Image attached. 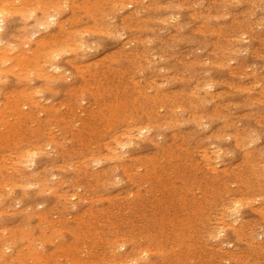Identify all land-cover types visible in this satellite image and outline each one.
<instances>
[{"label": "rangeland", "instance_id": "1", "mask_svg": "<svg viewBox=\"0 0 264 264\" xmlns=\"http://www.w3.org/2000/svg\"><path fill=\"white\" fill-rule=\"evenodd\" d=\"M7 1L12 4L13 10L17 9V11L8 13L10 16L5 14L4 38L10 44L16 45V47L12 46L13 48L20 49H18L19 51L12 50L13 54L21 53L24 49L28 51L31 48L30 52H28L30 55L31 50L37 48V41L35 42L34 40L51 39L48 42L54 47L51 48V45H46L48 42L45 40L46 46L42 49V52H40L41 49L38 50L40 52L39 55L42 56H39L38 59L32 57L36 59V62L39 60L37 64L35 61L33 63L37 66H33L30 69L40 68L44 72L48 68L46 71L49 69L50 71L44 72L48 74L54 70L51 69V65H56L59 66L60 70H55L56 79L54 75H50L54 71L49 73V77L46 76L49 79H46V77L43 79L46 74H42V76L39 73L40 71L37 72L36 70H33V73L31 72L34 75L38 73L35 77L31 76L32 79L24 74L26 79L23 73H20L22 69L14 67L16 63V60H13L14 58L6 61L4 63L6 65L0 64V80L3 81L0 83V103L4 104L0 106V113H3V115L0 114V172H2L0 173V181L3 184L6 183V185H3L0 182V190L2 189L0 191L2 192L0 193V205L6 210L3 211L4 213L0 210V213H2L0 214V264H29V262H33L30 264H74V262L75 264H108L109 261H111L109 264H161V262L162 264H264V0H134L133 6L126 5L127 3L125 2L127 0H104L106 1L105 3L102 0H64L63 2L66 1L65 6L60 3L61 0H35L37 2L34 0ZM41 1H44L43 5L45 7L41 6ZM50 1L53 5L49 3ZM95 1H99L98 5L101 4L102 6L104 4V6H107L105 7L106 9L99 7L98 9L101 10H99L101 13L97 12L98 9L96 7L98 5ZM47 2V5L52 8L50 11H53L52 13L56 16L58 24L55 22L53 25H57L52 26L51 24L44 31L42 27L40 29L39 26L34 25L35 16L29 15L27 12L28 17H32L28 18L25 12V15H22L21 9L25 7L29 9L32 6L33 9L38 8L37 11L39 12L43 7L48 8L45 4ZM89 2H95L92 4L95 8L94 10H96L95 14L92 13L93 9H90L92 5L88 4ZM26 3L30 7H27ZM72 3L75 5H72ZM77 3L78 6H76ZM151 4H153V7ZM15 5L18 6L16 7ZM69 5H72V7L70 8ZM53 6L58 8V12H54L57 9L53 8ZM114 6L117 11L114 10ZM156 6L159 8H156ZM66 7L67 11L64 10ZM75 8H78L77 11H73ZM103 11H106L104 13H108V15H105ZM133 11H136V13ZM72 14L74 18H72ZM125 16L126 20L129 17L128 22L131 20L130 24L124 23L122 20H125ZM136 16L138 18L135 19ZM75 17L78 18V21L81 18V22H76L74 20ZM99 17H104V19L102 18V20ZM108 17H111L112 20L110 18L107 19ZM105 19L109 21L108 24L104 22ZM25 20L27 21L26 23ZM63 21L66 23H63ZM73 23L76 24L73 25ZM61 24L64 27L66 26L65 29H63ZM177 24L181 27L177 26ZM137 26L138 28H136ZM29 27H31L32 32L38 33L40 37L37 36V39L31 38L33 33L30 31L31 35L28 33L27 28ZM33 27H39V29H33ZM96 27L100 28L96 30ZM94 28L95 33H93ZM77 29L78 31L80 29L81 34H73L78 32ZM122 29H124V32ZM72 30L74 31L72 32ZM70 32L76 36H72ZM105 32L110 33L108 35ZM58 33H63V37L73 38L72 43L74 41H83L85 45H79V42H77L76 44L78 45H75L77 47L71 46V39L66 40ZM67 33L70 37L66 35ZM174 33L177 35H173ZM57 34L63 40L56 37L55 35ZM79 34L82 36L78 37ZM235 36L238 39H235ZM82 37L84 38L83 40ZM23 38H27L26 40L32 39L33 42L31 40L28 46V43L26 44ZM131 39L133 40L132 43L130 42ZM137 39H144L147 44ZM26 45L28 48L25 47ZM60 45H65V49L68 50L67 53H70L67 54L66 50L60 48ZM93 45L94 48L92 50ZM79 46L80 48H78ZM85 46L88 49L91 47V51ZM50 49H53V51L57 49L61 52H59L57 60L55 58L51 60L53 55L49 57L50 54L45 53L47 50L52 52ZM70 49H73L75 54ZM138 50L140 54H138ZM11 53L7 54L12 57L13 54L11 55ZM37 55L35 53L30 56ZM44 55L45 58L43 57ZM108 59L110 60L108 61ZM146 59L148 60L146 61ZM42 61L45 62L43 63ZM72 62L76 64L72 65ZM204 62H207L206 65H203L205 64ZM44 65L47 67L43 68L42 66ZM4 66L6 67L4 68ZM12 67L14 69L10 71ZM171 68L173 69L171 70ZM17 70H20V72ZM34 71L36 72L34 73ZM19 73L20 76L17 77L16 75ZM78 73H81L80 76ZM140 73L142 76H139ZM27 74L31 75L30 71ZM158 74L161 75L159 76L160 78H156ZM63 75L68 79H65ZM219 78L223 79L220 80ZM238 78L241 80H238ZM23 80L25 83L21 84L20 81L24 82ZM163 83H166V86ZM48 86L50 87L48 88ZM188 87L190 88L188 89ZM245 87L248 91L245 90ZM26 89H28L27 93ZM52 89L55 90L52 91ZM14 90H16L15 93ZM23 90L25 91L23 92ZM31 90L34 92L32 93ZM64 91L67 93H64ZM225 91L229 96L225 95ZM53 92L56 93L54 94ZM11 93L12 96H7L11 95ZM23 95L30 97L26 96L30 102L26 98L27 101L24 100ZM31 95L37 97L34 99L32 97V100ZM6 96L9 97V100ZM219 98L223 99L219 100ZM36 99L40 100V103L42 101L43 104L41 103L40 105L39 102H37L38 105L36 102L32 103L34 100L37 101ZM228 101L232 104H229ZM56 102L60 104H56ZM26 103L28 107L20 105ZM20 106H22L21 109ZM22 108H25L24 110L26 111ZM15 110L19 112H15ZM44 114H47V116ZM24 118L29 121L24 122ZM47 122L48 124H46ZM143 123L150 126H145ZM54 125L56 128H53L55 129L53 132L50 127ZM138 125H141V128L144 125L149 131L144 132L140 136L139 130L141 128L140 126L137 127ZM126 126L130 127V132L129 130L126 131ZM135 126L137 128H134ZM167 129L170 130L167 131ZM158 130L159 132H157ZM114 133H116L115 135L118 134V136L113 135ZM122 133H124L125 138ZM138 133L139 139H136ZM133 134L134 136L132 137L131 135ZM51 135L53 136L51 137ZM42 136L44 137L42 138ZM116 137L118 139L121 138V140ZM33 142L35 146L32 145ZM103 142L105 145L107 143L108 145L110 144L109 146L111 147L107 145L109 147L107 148ZM121 142L126 143L127 146ZM41 143L44 145L42 148ZM36 146H39L40 149ZM115 147L117 152L113 151ZM201 147L202 149H200ZM204 147L205 149L207 148L205 151ZM112 148L114 149L112 150ZM20 149L21 151H26L25 154L29 152L33 156L34 165L30 162V158H22L26 155H21ZM41 149L46 153L41 152ZM246 150L249 154L245 153ZM3 151H6L4 152L5 154L10 153L8 155H13L14 157H9L11 158L9 159L7 158L8 156H3ZM203 153L205 154L202 155ZM106 154L114 156H107ZM123 154L128 155L125 156ZM15 155H18L17 157L23 161L20 159L19 162ZM97 155L101 162L98 160ZM104 155L106 156L104 157ZM96 156L97 158H94ZM15 158L18 160L15 161ZM86 158L89 159V162ZM81 159L82 161L80 162ZM204 160L207 161V164ZM16 162L20 164L18 165ZM25 162L27 164L24 165ZM209 162L211 163L209 164ZM216 162L217 164L215 165ZM16 164L19 167L18 169L17 167L15 168ZM61 164L63 166H60ZM208 165L213 166L215 168H213L214 171L213 169L211 171V168L207 167ZM3 166L8 167L3 169L1 168ZM9 166H13V168ZM62 179L63 181H61ZM17 180L18 184H16ZM19 182L22 184L27 182L28 187L23 185L27 189L23 188L21 183L20 188ZM34 183L37 184L35 185ZM55 183L57 185L60 183L61 185L57 186ZM7 184L12 186L7 188ZM40 184L44 186V189L42 186L40 187ZM121 185L124 187H121ZM9 191L14 194H10ZM44 193L46 194L43 195ZM58 194L63 196H58ZM67 194L68 196L66 197ZM64 195L66 199H64ZM233 197L239 201H236ZM225 199L228 200L226 201ZM221 203L226 205V207ZM222 206L225 209L227 206L231 207V211L228 208L226 209L228 211L225 210V212L222 210ZM233 207H235L236 212L233 211ZM220 213L222 216L226 215L227 218L222 217ZM220 219L222 220L220 221ZM225 219L226 221L224 222ZM236 221L238 222L236 223ZM227 222H230V224ZM220 227L224 229V232L217 237L216 231L218 232V230L216 228L220 229ZM67 231L71 233L68 234ZM7 238L10 242L9 247L7 246L9 243ZM118 238L122 239L121 244ZM111 239L115 241L113 242ZM69 240L71 241L69 242ZM236 240L237 242H235ZM31 241L33 242L31 243ZM19 243L23 244V246H20ZM28 243H31V245ZM217 244L223 246H220V248ZM4 247L9 250L3 249ZM112 247L115 248L112 249ZM110 248L111 250H109ZM143 248V253L146 256L142 253ZM30 249H33L34 252H31ZM50 249L53 250L50 251ZM150 249L153 250L151 251L152 253L149 252ZM17 250H20V252ZM40 253L42 257H40ZM68 255L69 257H67ZM31 257H33V261ZM36 257L41 260L39 259L38 261ZM43 258L46 260H42ZM18 259L23 260V262Z\"/></svg>", "mask_w": 264, "mask_h": 264}, {"label": "bare ground", "instance_id": "2", "mask_svg": "<svg viewBox=\"0 0 264 264\" xmlns=\"http://www.w3.org/2000/svg\"><path fill=\"white\" fill-rule=\"evenodd\" d=\"M13 1H18V0H12L11 2H13ZM34 1H35V0H34ZM37 1H40V0H37ZM37 1H35V2H37ZM51 1H52V0H51ZM51 1H50L49 3H51ZM54 1H55V0H54ZM63 1H64V0H61V2H60V1H58V2H60L61 4H63V6H65L64 4H65L66 1H65V2H63ZM102 1H104V0H102ZM136 1H137V0H136ZM231 1H232V0H231ZM41 2H42V5H41V6H44V7H45V5H43V4H44V3H43L44 1H41ZM41 2H40V3H41ZM45 2H46V1H45ZM62 2H63V3H62ZM83 2H84V1H83ZM86 2H87V1H86ZM95 2L97 3V5L99 4V3H98L99 1H98V2L95 1ZM95 2H92V3L89 2L88 4H91V5H92V4L95 3ZM105 2H106V1H104V3H105ZM112 2H113V1H112ZM120 2H121V1H120ZM183 2H184V1H183ZM183 2H182V3H183ZM242 2H244V1H242ZM38 3H39V2H38ZM38 3H37V4H38ZM73 3H74V2H73ZM73 3H72V5H75V4H73ZM81 3H82V2H81ZM81 3H80V5H82ZM100 3H101V2H100ZM114 3H115V2H114ZM122 3H123V1H122ZM125 3H127L126 5H128V6H133V4H134V0H127V2H125ZM125 3H123V4H125ZM139 3H140V1H139ZM141 3H143V2H141ZM154 3H155V2H154ZM170 3H171V2H170ZM186 3H187V2H186ZM186 3H184V4H186ZM45 4L47 5L48 2L45 3ZM51 4H52V3H51ZM58 4H59V3H58ZM61 4H60V5H61ZM66 4H67V3H66ZM88 4H86V5H88ZM115 4H117V3H115ZM119 4H120V3H119ZM123 4H121V5L124 6ZM144 4H145V3H144ZM158 4H159V3H158ZM179 4H180V3H179ZM224 4H225V3H224ZM224 4H223V5H224ZM13 5H14V4H13ZM22 5H23V4H22ZM24 5H25V4H24ZM26 5H27V7H30V6H28L29 4L26 3ZM26 5H25V6H26ZM38 5H39V4H38ZM52 5H53V4H52ZM72 5H69L70 8L72 7ZM112 5H114V4H112ZM142 5H143V4H142ZM149 5H150V4H149ZM166 5H167V4H166ZM168 5H169V4H168ZM180 5H181V4H180ZM228 5H229V4H228ZM15 6L17 7L18 5H15ZM25 6H23V7H25ZM39 6H40V5H39ZM47 6H48V8H44V7H43V9H41V8H42V7H41V8H40L41 10H40L39 12L37 11L38 8H37V9H33L32 6H31V8H29V9H27L26 7H25V8H22V9H21V12H23L22 15H25V13L27 14V12H28L29 15H33V16H35V18L33 17V18H34V23H35L34 25H35V26H39L40 29H41V25H43L42 28H43L44 31H45V29L49 28V26H50L51 24H52V26H55V25L58 24V21H56V16L52 13L53 11H52V12L50 11L52 8H50V5H47ZM54 6H55V5H54ZM54 6H53V8H56V9H57V11L54 9V10H55L54 12L56 13V12H58V8H57V7H54ZM69 6H67V7L69 8ZM76 6H78V3H77ZM76 6H75V7H76ZM82 6H83V5H82ZM115 6H116V5H115ZM115 6H114V10H115ZM146 6H147V5H146ZM151 6L153 7V4H151ZM154 6H155V5H154ZM173 6H174V5H173ZM183 6H184V5H183ZM183 6H182V7H183ZM225 6H226V5H225ZM231 6H232V5H231ZM51 7H52V6H51ZM67 7H66V9H64V10L67 11ZM83 7L85 8V6H83ZM88 7H91V6L88 5ZM99 7H100V8H101V7L105 8V7H107V6H104V4H102V6H101V4H100V5H98V7H96V8L98 9ZM125 7H126V6H125ZM125 7H124V8H125ZM149 7H150V6H149ZM161 7H162V6H161ZM161 7H160V8H161ZM165 7H166V6H165ZM221 7H222V6H221ZM251 7H252V6H251ZM64 8H65V7H64ZM79 8H80V7H79ZM84 8H83V9H84ZM116 8H118V7H116ZM147 8H148V7H147ZM150 8H151V7H150ZM156 8H159V7L156 6ZM179 8H181V7H179ZM72 9H73V8H72ZM77 9H78V8H75L73 11H77ZM90 9H93V10H94L95 8H94V6L92 5V8H90ZM105 9H106V8H105ZM118 9H120V8H118ZM250 9H251V8H250ZM93 10H92V13H94V12L96 11V10H94V11H93ZM99 10H100V9H98L97 12H100V11H101V10H100V11H99ZM11 11H17V9H14V10H13L12 4H10L7 0H0V12H3V13H4V16H3V20H4L3 31H0V64H4L6 61L12 60L11 58H14L13 60H16V63L14 64V67H19L20 69H22L21 72H20V70H19V71L17 70V71L20 72V73H23V76H24L25 78H26L27 75H28L27 77H30V78H31V76H34V77H35V75L38 74V73H36L35 75L32 74V73H33V70H36L37 72L40 71L39 73H40L41 75H42V74H46L48 71H50V69H49L48 71H46V70L48 69V68H47V69L45 70L46 73H44L45 71L43 72V69H40V68H37V69H36V68H34L33 70H31L30 68H32L33 66H37V65H34V64H33L34 61H35L36 59H33L32 57H34V58L36 57V58L38 59L39 56H42V55H39V54H40V52H42V49H43L46 45H49V46L51 45V48L54 47V46H52V44H51L50 42H48L49 40L51 41V39H49V40L45 39V40H47V42L49 43V44L47 43L46 45H45V40H44V39H43V40H34L35 42L37 41V42H36V46H37V48H36V49L33 48L34 51L31 50V51H32L31 54H35V53H36V54H38L37 56H30L31 54L29 55L28 52H30V49H31V48H29L28 51H26L25 49H24V51L21 50V51H22V52L20 51L21 53L18 52V53H16V54L14 55V54H13L14 52H12V50H13V51H14V50H15V51H19L20 49L18 48V49H19V50H18V49L13 48L12 46H15V47H16V45H14V44H13V45L10 44V43H9L8 41H6V39L4 38V36H5V35H4V30H5V14L9 15L8 13H11ZM80 11H81V10H80ZM82 11H83V10H82ZM86 11H88V10H86ZM108 11H109V10H108ZM115 11H117V10H115ZM115 11H114V12H115ZM119 11H120V10H119ZM247 11H248V10H247ZM24 12H25V13H24ZM83 12H85V11H83ZM88 12H89V11H88ZM104 12L106 13V11H103V13H104ZM111 12L113 13V11H111ZM133 12H134V11H133ZM15 13H16V12H15ZM17 13H19V12H17ZM85 13H86V12H85ZM100 13H101V12H100ZM105 13H104V14H105ZM115 13H116V12H115ZM134 13H136V11H135ZM138 13H139V12H138ZM19 14H20V13H19ZM28 14H27V17H28ZM57 14H58V13H57ZM94 14H95V13H94ZM131 14H132V13H131ZM14 15H15V14H14ZM20 15H21V14H20ZM97 15H98V14H97ZM105 15H108V13L105 14ZM9 16H10V15H9ZM9 16H8V17H9ZM76 16H77V15H76ZM84 16H86V15H84ZM87 16L90 17L89 15H87ZM111 16H112V15H111ZM126 16H127V15H126ZM126 16H125V20H124V19H122V20L124 21V23H125V22L129 23L131 20L128 22L129 17H128V19L126 20ZM131 16H133V15H131ZM69 17H70V16H69ZM28 18H32V17L29 16ZM72 18H74V15H73V14H72ZM72 18H71V19H72ZM90 18H91V17H90ZM94 18H95V16H94ZM96 18H97V17H96ZM99 18H101V19L103 18V19H104V17H99ZM109 18L111 19V17H108L107 19H109ZM136 18H138V17L136 16L135 19H136ZM140 18H141V17H140ZM168 18H169V17H168ZM177 18H178V17H177ZM200 18H201V17H200ZM223 18H224V17H223ZM230 18H231V17H230ZM80 19H81V18H80ZM80 19H79V21L81 22ZM97 19H98V18H97ZM103 19H102V20H103ZM107 19H105L104 22H107V24H108L109 21H107ZM158 19H159V18H158ZM166 19H167V17H166ZM67 20H68V19H67ZM74 20L77 22V21H78V18L75 17ZM91 20H93V19H91ZM111 20H112V19H111ZM151 20H152V19H151ZM79 21H78V22H79ZM97 21L99 22V19H98ZM114 21H115V20H114ZM133 21H135V20H133ZM146 21H147V20H146ZM146 21H144V22H146ZM153 21H154V20H153ZM156 21H157V20H156ZM163 21L166 22L165 20H163ZM171 21H172V19H171ZM203 21H204V20H203ZM26 22H27V21L25 20V23H26ZM55 22H57V24L53 25ZM64 22H65V21H63V23H64ZM70 22H71V21H70ZM84 22H85V21H84ZM98 22H97V23H98ZM100 22H103V21H100ZM140 22H141V21H140ZM168 22H170V21H168ZM168 22H167V23H168ZM59 23H60V21H59ZM65 23H66V22H65ZM114 23H115V22H114ZM133 23H135V22H133ZM136 23H137V22H136ZM204 23H205V22H204ZM74 24H76V23H73V25H74ZM77 24H79V23H77ZM95 24H96V23H95ZM129 24H130V23H129ZM131 24H132V23H131ZM165 24H166V23H165ZM59 25H60V24H59ZM70 25H71V24H70ZM73 25H71V26H73ZM92 25H93V24H92ZM96 25H97V24H96ZM96 25H95V26H96ZM103 25L106 26V24H104V23H103ZM103 25H102V26H103ZM111 25H112V24H111ZM111 25H110V26H111ZM133 25H134V24H133ZM141 25H144V24H141ZM25 26H26V25H25ZM61 26H62V24H61ZM97 26H98V25H97ZM102 26H101V27H102ZM127 26H128V25H127ZM134 26H135V25H134ZM138 26H140V25H138ZM138 26H137L136 28H138ZM177 26H180V25L177 24ZM200 26H201V25H200ZM26 27H27V26H26ZM26 27H24V28L26 29ZM39 27H36V28L39 29ZM62 27H63V29H65L66 26L64 27V25H63ZM89 27H90V25H89ZM128 27H130V26H128ZM180 27H181V26H180ZM198 27H199V25H198ZM30 28H31V27L27 28V30H28V33H29L30 35H31V33H33L32 36H31V38L34 37L35 39H37L38 33H36V32H32ZM36 28L33 27V29H36ZM85 28H86V27H85ZM97 28H98V27H96V30H97ZM99 28H100V27H99ZM99 28H98V29H99ZM139 28H141V27H139ZM142 28H143V27H142ZM175 28H176V27H175ZM178 28H179V27H178ZM199 28H200V27H199ZM43 29H42V30H43ZM61 29H62V28H61ZM82 29H84V28L82 27ZM82 29H81V31H82ZM107 29H108V27H107ZM110 29H112V28H110ZM116 29H117V28H116ZM149 29H150V28H149ZM152 29H154V28H152ZM68 30H69V28H68ZM68 30H67V31H68ZM101 30H102V29H101ZM104 30L106 31V29H104ZM112 30H113V29H112ZM122 30H123V32H124V29H122ZM147 30H148V29H147ZM177 30H178V29H177ZM29 31H30L31 33H30ZM62 31H63V30H62ZM62 31H61V32H62ZM73 31H74V30H72V32H73ZM77 31H78V29H77ZM77 31H75V32H77ZM83 31H84V30H83ZM86 31H87V30H86ZM94 31H95V28L93 29V33H95ZM107 31H109V30H107ZM114 31L117 32L116 30H114ZM114 31H113V32H114ZM142 31H143V30H142ZM151 31H152V30H151ZM153 31H155V30H153ZM61 32H60V33H61ZM63 32H64V31H63ZM65 32H66V31H65ZM88 32H89V31H88ZM90 32H91V30H90ZM99 32H100V31H99ZM99 32H98V33H99ZM115 32H114V33H115ZM144 32H145V31H144ZM60 33H58V34H60ZM78 33L81 34L80 29H79V31H78L77 33H73V34H78ZM83 33H84V32H83ZM83 33H82V35H83ZM96 33H97V32H96ZM103 33H104V32H103ZM105 33H108V32H105ZM109 33H110V32H109ZM109 33H108V35H109ZM114 33H113V34H114ZM117 33H118V32H117ZM58 34L55 35V36L58 37L59 39L63 37V36H62L63 33L60 34L62 37H61V36L59 37ZM70 34H72V33L70 32ZM73 34H72V36H76V35H73ZM80 34H79L78 37H81V36H82V35H80ZM179 34H180V33H179ZM181 34H182V33H181ZM24 35H25V34H24ZM53 35H54V34H53ZM66 35H68V33H67ZM66 35L64 34V36H66ZM86 35H87V33H86ZM140 35H142V34H140ZM173 35H175V33H174ZM176 35H177V34H176ZM176 35H175V36H176ZM205 35H207V34H205ZM241 35H243V34H241ZM68 36H69V35H68ZM83 36H84V35H83ZM113 36H114V35H113ZM184 36H185V34H184ZM184 36H182V37H184ZM211 36H212V35H211ZM214 36H215V35H214ZM19 37H20V36H19ZM19 37H18V38H19ZM27 37H28V36H27ZM38 37H40V36H38ZM41 37H42V36H41ZM52 37H53V36H52ZM52 37H50V38H52ZM56 37H54V38H56ZM69 37H70V36H69ZM119 37H120V36H119ZM121 37H122V36H121ZM242 37H243V36H242ZM21 38H22V37H21ZM29 38H30V37H29ZM63 38H66V37H63ZM63 38H62V40H63ZM123 38H124V37H123ZM139 38H141V37L139 36ZM229 38H230V37H229ZM231 38H232V37H231ZM244 38H246V37H244ZM23 39H25V38H23ZM26 39H27V38H26ZM26 39H25L26 44L28 43L27 45L29 46V45H30L29 42H31L32 39H31V40L28 39V40H30V41H28V40H26ZM67 39L69 40V39H71V38H66V40H67ZM72 39H73V38H72ZM72 39H71L70 43H72ZM74 39H75V38H74ZM83 39H84V38L82 37V40H83ZM132 39H133V38H132ZM132 39H131V40H132ZM141 39H142V38H141ZM141 39H137V40H141ZM147 39H148V38H147ZM157 39H158V38H157ZM175 39H176V38H175ZM182 39H183V38H182ZM235 39H238V37L236 38V36H235ZM239 39H241V38L239 37ZM247 39H248V38H247ZM60 40H61V39H60ZM66 40L64 39V41H66ZM76 40H77V38H76ZM131 40H130V42L132 43L134 39H133L132 41H131ZM151 40H152V39H151ZM153 40H154V39H153ZM155 40H156V39H155ZM205 40H206V39H205ZM242 40H243V39H242ZM85 41H86V40H85ZM127 41H129V40H127ZM143 41H144V39L141 40V42H143ZM160 41H161V40H160ZM234 41H235V40H234ZM234 41H233V42H234ZM243 41H244V40H243ZM252 41H253V40H252ZM32 42H33V40H32ZM77 42H79V41H77ZM77 42L74 41L73 43H75V44L72 43L71 46H72V45H73V46L78 45V44H76ZM144 42H145L144 44H147L146 41H144ZM161 42H162V41H161ZM163 42H164V41H163ZM23 43H24V42H23ZM61 43H62V41H61ZM61 43H60V44H61ZM67 43H69V42H67ZM67 43H65V44H67ZM86 43H87V42H86ZM126 43H127V42H126ZM149 43H150V42H149ZM202 43H203V42H202ZM55 44H56V41H55ZM62 44H64V43H62ZM80 44H81V45H85V43H84L83 41L79 42V45H80ZM87 44H88V43H87ZM124 44H125V42H124ZM203 44H204V43H203ZM206 44H207V43H206ZM206 44H205V45H206ZM208 44H209V43H208ZM27 45H26L25 47L28 48ZM53 45H54V44H53ZM88 45H89V44H88ZM127 45H128V44H127ZM142 45H143V44H142ZM205 45H204V46H205ZM209 45H210V44H209ZM251 45H252V44H251ZM57 46H58V45H57ZM60 46H61V45H60ZM63 46H64V48H63ZM63 46H61L60 48H62V50H63V49L66 50V49H65V48H66L65 45H63ZM67 46H68V45H67ZM86 46H87V45H86ZM86 46H85V47H86ZM89 46H90V45H89ZM131 46H132V45H131ZM171 46H172V45H171ZM199 46H200V45H199ZM204 46H203V47H204ZM247 46H248V45H247ZM18 47H19V46H18ZM75 47H77V46H75ZM83 47H84V46H83ZM98 47H99V46H98ZM121 47H123V46H121ZM172 47H173V46H172ZM213 47H214V46H213ZM235 47H236V46H235ZM235 47H234V48H235ZM238 47H239V45H238ZM238 47H236V48H238ZM243 47H244V46H243ZM72 48H73V47H72ZM78 48H80V46H79ZM86 48H87V47H86ZM90 48H91V47H90ZM90 48H89V49L87 48V49L90 50ZM93 48H94V45H93V47H92V50H93ZM40 49H41V50H40ZM57 49H59V48H57ZM57 49H56V50H57ZM67 49H68V48H67ZM73 49H75V48H73ZM73 49H70V50L72 51V53H74V52H73ZM76 49H77V48H76ZM81 49H82V48H81ZM83 49H85V48H83ZM87 49H86V50H87ZM38 50H40V52H39ZM50 50H52V52L47 50V52H49V53H47V52H45V53L48 54V55L50 54L49 57H51V56L53 55V56L51 57V60H52L53 58H55V59L57 60L58 54H59V52L62 51V50H60V49H59L60 51H59V50L56 51L55 49H54L55 51H53V49H50ZM120 50H121V49H120ZM136 50H137V48H136ZM136 50H134V51H136ZM143 50H144V52H145V48H144ZM150 50H151V49H150ZM150 50H149V51H150ZM166 50H167V49H166ZM168 50H169V49H168ZM212 50H213V49H212ZM230 50H231V49H230ZM233 50H236V49H233ZM233 50H232V52H233ZM44 51H46V50H44ZM67 51H68V50H66L65 52L67 53ZM82 51L85 52L84 50H82ZM82 51H81V52H82ZM90 51H91V50H90ZM153 51H154V50H153ZM9 52H10V53L12 52V53H11V55L13 54L12 57H10V55L7 54V53H9ZM26 52H27V53H26ZM62 52H63V51H62ZM81 52H79V53H81ZM113 52H114V51H113ZM122 52H123V51H122ZM137 52H139L138 54H140V51H139V50H138ZM170 52H171V51H170ZM235 52H237V51H235ZM238 52H239V51H238ZM43 53H44V52H43ZM43 53H42V54H43ZM51 53H52V54H51ZM60 53H61V52H60ZM63 53H64V52H63ZM68 53H70V52H68ZM68 53H67V54H68ZM133 53H136V52H133ZM147 53H148V52H147ZM74 54H75V53H74ZM114 54H115V52H114ZM150 54H151V53H150ZM164 54H165V53H164ZM171 54H172V53H171ZM176 54H177V53H176ZM211 54H212V52H211ZM8 55H9V56H8ZM60 55H61V54H60ZM77 55H78V54H77ZM82 55H84V54L82 53ZM106 55H107V54H106ZM108 55H109V54H108ZM122 55H123V53H122ZM131 55H133V54H131ZM145 55H146V54H145ZM161 55H162V54H161ZM62 56H64V55L62 54ZM129 56H130V55H129ZM141 56H142V55H141ZM179 56H180V55H179ZM195 56H196V55H195ZM43 57L45 58V55H44ZM49 57H48V58H49ZM78 57H79V56H78ZM84 57H85V56H84ZM107 57H108V56H107ZM135 57H136V56H135ZM142 57H143V56H142ZM142 57H140V58H142ZM146 57H147V55H146ZM153 57H155V56H153ZM156 57H157V56H156ZM163 57H164V56H163ZM180 57H181V56H180ZM197 57H198V56H197ZM41 58H42V57H41ZM41 58H40V59H41ZM80 58H81V57H80ZM117 58H118V57H117ZM136 58H137V57H136ZM147 58H148V57H147ZM198 58H199V57H198ZM238 58H239V57H238ZM46 59H47V56H46ZM49 59H50V58H49ZM103 59H104V58H103ZM142 59H143V58H142ZM142 59H141V60H142ZM162 59H163V58H162ZM56 60H55V61H56ZM67 60H68V59H67ZM67 60H66V61H67ZM75 60H76V59H75ZM104 60H105V59H104ZM109 60H110V59H108V61H109ZM121 60H123V59H121ZM137 60H138V58H137ZM147 60H148V59H146V61H147ZM203 60H204V58H203ZM203 60H202V63H203ZM205 60H206V59H205ZM208 60H209V57H208ZM214 60H215V59H214ZM229 60H230V59H229ZM38 61H39V60H38ZM38 61H37V62H38ZM40 61H41V60H40ZM45 61H46V60H45ZM45 61H42V62L44 63ZM47 61H48V59H47ZM47 61H46V62H47ZM55 61H53V62H55ZM95 61H96V60H95ZM127 61H128V60H127ZM178 61H179V60H178ZM211 61H212V60H211ZM223 61H224V60H223ZM227 61H228V60H227ZM247 61H248V59H247ZM35 62H36V61H35ZM37 62H36V64H37ZM48 62H49V61H48ZM48 62H47V63H48ZM51 62H52V61H51ZM75 62H77V61H75ZM96 62H97V61H96ZM96 62H95V63H96ZM119 62H120V61H119ZM128 62H129V61H128ZM140 62H141V61H140ZM176 62H177V60H176ZM176 62H175V63H176ZM208 62H209V61H208ZM47 63H45V64H47ZM69 63H70V62H69ZM95 63H93V64H95ZM110 63H111V62H110ZM141 63H142V62H141ZM151 63H152V62H151ZM177 63H178V62H177ZM180 63H181V62H180ZM204 63H205V64H203V65H206L207 62H204ZM224 63H225V62H224ZM229 63H230V62H229ZM73 64H76V63H73V62H72V65H73ZM88 64L91 65L92 62H91V64H90V63H88ZM88 64H87V65H88ZM131 64H132V63H131ZM143 64H144V63H143ZM146 64H147V63H146ZM186 64H187V63H186ZM186 64H185V65H186ZM4 65H6V64H4ZM42 65H43V64H42ZM48 65H51V64H48ZM98 65H99V64H98ZM116 65L119 66L118 64H116ZM121 65H122V64H121ZM188 65H189V63H188ZM7 66H8V64H7ZM9 66H10V65H9ZM38 66H39V65H38ZM51 66H52L51 69H54V70H52V72H53V71H54V72H53V74H50V75H54V74H56L55 70H56V71H59V70H60L59 66H56V65H51ZM80 66L82 67V65H80ZM80 66H79V67H80ZM85 66H86V64H85ZM113 66H114V65H113ZM129 66H130V65H129ZM131 66H132V65H131ZM150 66H152V65H150ZM153 66H154V65H153ZM201 66H202V65H201ZM208 66H209V65H208ZM248 66H249V64H248ZM5 67H6V66H4V68H5ZM10 67H11V66H10ZM39 67H40V66H39ZM42 67H43V68H46L47 66L44 65V66H42ZM75 67H76V65H75ZM87 67H88V66H87ZM173 67H174V66H173ZM187 67H188V66H187ZM189 67H190V66H189ZM195 67H196V66H195ZM199 67H200V66H199ZM216 67H217V66H216ZM77 68H78V66H77ZM77 68H76V70H77ZM82 68H83V67H82ZM122 68H124V67H122ZM174 68H175V67H174ZM190 68H191V67H190ZM0 69H1V67H0ZM2 69H3V68H2ZM7 69H8V68H7ZM13 69H14V68L12 67V69H10V71H12ZM17 69H18V68H17ZM78 69H79V68H78ZM87 69H88V68H87ZM162 69H163V68H162ZM172 69H173V68H171V70H172ZM23 70H24L25 73L22 72ZM89 70H90V69H89ZM140 70H141V69H140ZM165 70H167V69L165 68ZM179 70H180V69H179ZM195 70H196V68H195ZM4 71H5V70H4ZM6 71H7V70H6ZM29 71H30V74H31V75L27 74ZM36 71H34V73H35ZM79 71H80V70H79ZM142 71H144V70L142 69ZM161 71H163V70H161ZM167 71H168V70H167ZM169 71H170V70H169ZM173 71H174V70H173ZM173 71H172V72H173ZM196 71H197V70H196ZM203 71H204V70H203ZM205 71H206V70H205ZM207 71H208V70H207ZM231 71H232V70H231ZM233 71H235V70H233ZM7 72H8V71H7ZM31 72H32V73H31ZM52 72H49V73H52ZM60 72H61V71H60ZM85 72H86V70H85ZM106 72H107V71H106ZM118 72H119V71H118ZM140 72H141V71H140ZM180 72H181V71H180ZM210 72H212V71H210ZM228 72H230V71H228ZM20 73H19L18 75H16V76H17V77L20 76ZM49 73L46 74V75H44V76L42 75V76H43V79H44V77H46V76L49 77V76H48ZM63 73H66V72H63ZM88 73H89V72H88ZM167 73H168V72H167ZM233 73H234V72H233ZM3 74H4V73H3ZM24 74H26V76H25ZM69 74H70V73H69ZM78 74H79V76H80L81 73H78ZM185 74H187V73H185ZM205 74H206V73H205ZM230 74L232 75V73H230ZM21 75H22V74H21ZM61 75H62V74H61ZM87 75H88V74H87ZM87 75H86V76H87ZM96 75H98V74H96ZM125 75H126V74H125ZM137 75H138V74H137ZM238 75H240V74H238ZM56 76H57V75H56ZM56 76L54 75L55 79L57 78ZM64 76H65V75H63V77H64ZM66 76H67V75H66ZM128 76H129V75H128ZM139 76H142L141 73H140ZM157 76H158V77H156V78H160L159 76H161V75L158 74ZM37 77L39 78L38 75H37ZM47 77H46V79H49V78H47ZM67 77H68V76H67ZM87 77H88V76H87ZM110 77H111V76H110ZM137 77H138V76H137ZM144 77H145V76H144ZM186 77H187V76H186ZM51 78H52V77H51ZM58 78H59V77H58ZM64 78H65V77H64ZM74 78H75V76H74ZM152 78H153V77H152ZM166 78H167V77H166ZM228 78H229V77H228ZM5 79H6V74H5ZM26 79H27V78H26ZM31 79H32V78H31ZM40 79H41V78H40ZM53 79H54V78H53ZM55 79H54V80H55ZM65 79H68V78H65ZM81 79H83V78H81ZM100 79H101V77H100ZM116 79H117V78H116ZM161 79H162V78H161ZM219 79L222 80L223 78H222V79L219 78ZM3 80H4V79H3ZM7 80H8V79H7ZM7 80H6V81H7ZM35 80H36V79H35ZM50 80H51V79H50ZM54 80H53V81H54ZM59 80H61V79H59ZM83 80H84V79H83ZM92 80H93V79H92ZM92 80H91V81H92ZM118 80H119V79H118ZM123 80L126 81L124 78H123ZM135 80H136V79H135ZM135 80H134V81H135ZM157 80H158V79H157ZM238 80H241V79L238 78ZM23 81H24V80H23ZM32 81H33V80H32ZM53 81H51V82H53ZM64 81H65V80H64ZM93 81H94V80H93ZM150 81H151V80H150ZM233 81H234V80H233ZM1 82H3V81L0 80V83H1ZM20 82H21V84H22V83H25V81H24V82L20 81ZM20 82H19V83H20ZM28 82H29V81H28ZM51 82H50V83H51ZM68 82H69V81H68ZM84 82H85V81H84ZM111 82H112V81H111ZM111 82H110V83H111ZM135 82H136V81H135ZM155 82H156V81H155ZM171 82H172V81H171ZM174 82H175V81H174ZM179 82H180V81H179ZM185 82H186V81H185ZM189 82H190V81H189ZM237 82H238V81H237ZM237 82H236V83H237ZM48 83H49V82H48ZM70 83H71V82H70ZM92 83H94V82H92ZM112 83H113V82H112ZM117 83H118V82H117ZM129 83H130V82H129ZM152 83H153V81H152ZM172 83H173V82H172ZM181 83H183V82H181ZM186 83H187V82H186ZM220 83H221V82H220ZM142 84H143V83H142ZM161 84H162V83H161ZM163 84H164V83H163ZM165 84H166V83H165ZM165 84H164V85H165ZM168 84H169V83H168ZM187 84H188V83H187ZM190 84H191V82H190ZM27 85H28V84H27ZM49 85H50V84H49ZM130 85H131V84H130ZM195 85H196V84H195ZM228 85H229V84H228ZM30 86H31V85H30ZM41 86H42V85H41ZM51 86H52V84H51ZM82 86H83V85H82ZM154 86H155V85H154ZM165 86H166V85H165ZM204 86H205V85H204ZM226 86H227V85H226ZM243 86H244V85H243ZM243 86H242V87H243ZM44 87H46V86H44ZM49 87H50V86H48V88H49ZM155 87H156V86H155ZM169 87H170V85H169ZM229 87H230V86H229ZM27 88L30 90L29 87H27ZM39 88H40V86H39ZM39 88H38V90L41 89V88H40V89H39ZM69 88H71V87H69ZM120 88H121V87H120ZM129 88L132 89L131 87H129ZM163 88H164V86H163ZM184 88H185V87H184ZM189 88H190V87H188V89H189ZM192 88H193V87H192ZM199 88H200V87H199ZM201 88H205V87H201ZM208 88H209V87H208ZM245 88H246V87H245ZM28 89H26V93H27V90H28ZM31 89H32V86H31ZM45 89H46V88H45ZM71 89H72V88H71ZM167 89H168V88H167ZM167 89H166V90H167ZM186 89H187V88H186ZM195 89H196V88H195ZM212 89H213V88H212ZM231 89H232V88H231ZM17 90H19V89H17ZM20 90H21V89H20ZM46 90H47V89H46ZM48 90H49V89H48ZM54 90H55V89H52V91H54ZM150 90H151V89H150ZM150 90H149V91H150ZM166 90H165V91H166ZM169 90H170V89H169ZM171 90H172V89H171ZM181 90H182V89H181ZM233 90H234V89H233ZM245 90L248 91L247 88H246ZM0 91H1V90H0ZM12 91H13V90H12ZM15 91H16V90H14V93H15ZM24 91H25V90H23V92H24ZM31 91H32V93L34 92L33 90H31ZM52 91H50V92H52ZM65 91H66V90H65ZM65 91H64V93L69 92L68 90H67V92H65ZM115 91H116V90H115ZM187 91H188V90H187ZM189 91H190V90H189ZM193 91H194V90H193ZM239 91H240V90H239ZM56 92H57V91H56ZM56 92H55V93H56ZM90 92H91V91H90ZM101 92H102V91H101ZM153 92H154V91H153ZM199 92H201V91L199 90ZM225 92H226V91H225ZM2 93H4V92H2ZM8 93H9V92H8ZM14 93H13V94H14ZM20 93H21V92H20ZM41 93H42V92H41ZM41 93H40V94H41ZM53 93H54V92H53ZM55 93H54V94H55ZM151 93H152V92H151ZM154 93H155V92H154ZM34 94H35V93H34ZM83 94H84V93H83ZM90 94H91V93H90ZM119 94H120V92H119ZM215 94H216V93H215ZM28 95H29V94H28ZM73 95H74V94H73ZM216 95H217V94H216ZM223 95H224V94H223ZM225 95L227 96L228 93L226 92ZM245 95H246V94H245ZM7 96H12V93H11V95H7ZM7 96H6V98H8V100H9V97H7ZM21 96H22V95H21ZM23 96H24V95H23ZM26 96H27V95H26ZM26 96H24V100L27 99ZM29 96H30V95H29ZM35 96H36V95H35ZM40 96H41V95H40ZM106 96H107V95H106ZM106 96H105V97H106ZM228 96H229V95H228ZM231 96H232V95H231ZM246 96H247V95H246ZM246 96H245V97H246ZM27 97H28V96H27ZM32 97H33V99H34V98H36L37 96L34 97V95H33V96L31 95V99H32ZM38 97H39V96H38ZM120 97H121V96H120ZM206 97H207V96H206ZM215 97H216V96H215ZM10 98H11V97H10ZM14 98H15V96H14ZM18 98H20V97H18ZM25 98H26V99H25ZM28 98H30V97H28ZM44 98H45V97H44ZM65 98H67V97H65ZM70 98H71V96H70ZM97 98H98V96H97ZM112 98H113V97H112ZM193 98H194V97H193ZM208 98H209V97H208ZM229 98H230V97H229ZM11 99H12V98H11ZM21 99H23V98L21 97ZM33 99H32V100H33ZM39 99H40V97H39ZM71 99H72V98H71ZM213 99H214V98H213ZM220 99H221V98H219V100H220ZM222 99H223V98H222ZM222 99H221V100H222ZM27 100H28V99H27ZM27 100H26V101H27ZM36 100H37V99H36ZM41 100H42V98H41ZM46 100H47V99H46ZM72 100H73V99H72ZM82 100H84V98H82ZM105 100H106V99H105ZM28 101H29V100H28ZM42 101H43V100H42ZM42 101H41L42 104H43V102L46 103L45 101H43V102H42ZM49 101H51V100H49ZM58 101H59V100H58ZM86 101L88 102V100H86ZM100 101H101V100H100ZM29 102H30V101H29ZM34 102H36V103L39 102V104L41 105L40 100H37V101L34 100V101H32V103H34ZM110 102H111V101H110ZM219 102H220V101H219ZM228 102H229V101H228ZM238 102H240V101H238ZM241 102H242V101H241ZM24 103H25V102H24ZM36 103H35V104H36ZM54 103H55V102H54ZM57 103H59V102H56V104H57ZM80 103H81V102H80ZM89 103H90V102H89ZM107 103H109V102L107 101ZM225 103H226V102H225ZM2 104H3V103H2ZM2 104L0 103V106H2ZM52 104H53V103H52ZM56 104H55V105H56ZM59 104H60V103H59ZM229 104H232V103L229 102ZM3 105H4V104H3ZM17 105H18V104H17ZM20 105H23V106L28 107V104H27V103H26V104H20ZM37 105H38V103H37ZM240 105H242V104H240ZM5 106H6V104H5ZM12 106H13V105H12ZM223 106H224V105H223ZM237 106H238V105H237ZM21 107H22V106H20V109H21ZM29 107H30V106H29ZM96 107H97V106H96ZM173 107H174V106H173ZM177 107H178V106H177ZM177 107H176V108H177ZM5 108H6V107H5ZM56 108H57V107H56ZM178 108H179V107H178ZM178 108H177V109H178ZM247 108H249V107H247ZM22 109H23V108H22ZM24 109H25V108H24ZM24 109H23V110H24ZM39 109H40V106H39ZM60 109H61V108H60ZM165 109H166V108H165ZM172 109H173V110H176L175 108H172ZM252 109H253V108H252ZM7 110H8V109H7ZM28 110H29V109H28ZM61 110H62V109H61ZM63 110H64V109H63ZM159 110H161V109H159ZM163 110H164V109H163ZM166 110H167V109H166ZM209 110H210V109H209ZM248 110H249V109H248ZM8 111L10 112V110H8ZM24 111H26V110H24ZM32 111H33V110H32ZM37 111H38V110H37ZM67 111H68V110H67ZM69 111H70V110H69ZM105 111H106V110H105ZM119 111H120V110H119ZM182 111H183V110H182ZM182 111H181V112H182ZM15 112H19V111H18V110H17V111L15 110ZM65 112H66V111H65ZM107 112H108V111H107ZM138 112H139V111H138ZM164 112H165V110H164ZM167 112H168V111H167ZM169 112H170V111H169ZM178 112H179V111H178ZM186 112H187V111H186ZM248 112H250V111H248ZM11 113H12V112H11ZM11 113H9V114H11ZM34 113H35V111H34ZM40 113H41V112H40ZM42 113H43V112H42ZM63 113H64V112H63ZM67 113H68V112H67ZM95 113H96V112H95ZM179 113H180V112H179ZM205 113H206V112H205ZM245 113H246V112H245ZM251 113H252V112H251ZM0 114H1V113H0ZM35 114H36V113H35ZM38 114H39V113H38ZM96 114H97V113H96ZM139 114H140V113H139ZM181 114H183V113H181ZM187 114H188V113H187ZM1 115H3V113H2ZM18 115H19V114H18ZM21 115H23V114H21ZM21 115H20V116H21ZM40 115H41V114H40ZM44 115H45V114H44ZM70 115H71V114H70ZM240 115H241V114H240ZM16 116H17V115H16ZM20 116H19V117H20ZM45 116H47V114H46ZM45 116H44V117H45ZM57 116H58V115H57ZM60 116H61V115H60ZM248 116H249V115H248ZM36 117L39 118L40 116H36ZM69 117H70V116H69ZM71 117H72V116H71ZM234 117H235V116H234ZM3 118H4V117H3ZM51 118H52V117H51ZM51 118H50V119H51ZM65 118H66V117H65ZM144 118H145V116H144ZM235 118H236V117H235ZM238 118H239V117H238ZM10 119H11V117H10ZM52 119H54V118H52ZM208 119H209V118H208ZM244 119H245V118H244ZM23 120H24V122L27 121L26 118H24ZM12 121H14V120H12ZM28 121H29V120H28ZM28 121H27V122H28ZM52 121H54V120H52ZM52 121H51V122H52ZM58 121H60V120H58ZM129 121H130V120H129ZM146 121H147V119H146ZM202 121H203V120H202ZM212 121H213V120H212ZM4 122H5V121H4ZM69 122H70V121H69ZM210 122H211V121H210ZM220 122H221V121H220ZM1 123H3V122H1ZM33 123H34V121H33ZM33 123H31V124H33ZM59 123H60V122H59ZM72 123H73V122H72ZM99 123H100V122H99ZM102 123H103V122H102ZM117 123H118V122H117ZM147 123H149V122H147ZM193 123H194V122H193ZM202 123H203V122H202ZM213 123H214V122H213ZM46 124H48V122H47ZM133 124H134V123H133ZM133 124H132V125H133ZM140 124H142V123H140ZM143 124H144V123H143ZM184 124H185V123H184ZM25 125H26V124H25ZM25 125H24V126H25ZM36 125H37V124H36ZM38 125H39V124H38ZM63 125H64V124H63ZM119 125H120V124H119ZM144 125H145V124H144ZM144 125H143L142 128H141V125H138V126H137V127L140 126V128H141V129L139 130V132H140V136H141V134H143L144 132H146V131L148 132V131H149L146 127H144ZM22 126H23V125H22ZM46 126H47V125H46ZM104 126H105V125H104ZM130 126H131V125H130ZM145 126H150V125H145ZM184 126H185V125H184ZM217 126H218V125H217ZM36 127H37V126H36ZM49 127H50V126H49ZM66 127H67V126H66ZM66 127H65V128H66ZM119 127H120V126H119ZM119 127H118V128H119ZM127 127H128V126H126V131L130 129V127H128V128H127ZM132 127H133V126H132ZM132 127H131V128H132ZM137 127L135 126L134 128H137ZM182 127H183V126H182ZM13 128H14V127H13ZM13 128H12V129H13ZM46 128H48V127H46ZM50 128H51V129L53 130V132H54L55 129H53V128H56V127H55V125H54L53 127L51 126ZM108 128H109V127H108ZM177 128H178V127H177ZM2 129H3V128H2ZM57 129H58V128H57ZM105 129H106V128H105ZM199 129H200V128H199ZM199 129H198V130H199ZM42 130H43V129H42ZM46 130H47V129H46ZM59 130H60V128H59ZM134 130H136V129H134ZM134 130H133V131H134ZM168 130H170V129H167V131H168ZM192 130H193V129H192ZM200 130H201V129H200ZM0 131H1V130H0ZM49 131H51V130L49 129ZM108 131H109V130H108ZM119 131H120V130H119ZM122 131H123V130H122ZM124 131H125V130H124ZM126 131H125V133L127 134ZM131 131H132V130H131ZM136 131H137V130H136ZM177 131H178V130H177ZM232 131H233V130H232ZM232 131H231V132H232ZM6 132H8V131H6ZM26 132H27V131H26ZM51 132H52V131H51ZM58 132H59V131H58ZM109 132H110V131H109ZM113 132H114V131H113ZM117 132H118V130H117ZM129 132H130V130H129ZM134 132H135V131H134ZM157 132H159V130H158ZM226 132H228V131H226ZM231 132H230V133H231ZM27 133H29V132H27ZM48 133H50V132H48ZM110 133H111V132H110ZM136 133H137V132H136ZM197 133H198V132H197ZM3 134H5V133H3ZM29 134H30V133H29ZM115 134H116V133H114L113 135H115ZM148 134H149V133H148ZM163 134H164V133H163ZM171 134H172V133H171ZM202 134H204V133H202ZM24 135H25V134H24ZM27 135H28V134H27ZM36 135H37V134H36ZM44 135H45V134H44ZM48 135H49V134H48ZM127 135H129V134H127ZM150 135H151V134H150ZM230 135H231V134H230ZM258 135H259V134H258ZM0 136H1V134H0ZM25 136H26V135H25ZM45 136H46V135H45ZM52 136H53V135H51V137H52ZM54 136H55V134H54ZM111 136H112V134H111ZM115 136H118V134L115 135ZM115 136H114V137H115ZM122 136H124V138H125L124 133H122ZM122 136H121V137H122ZM131 136L133 137L134 134L131 135ZM131 136H130V138H131ZM137 136H138V137H136V135H135L136 139H139V133L137 134ZM9 137H10V136H9ZM11 137H12V136H11ZM43 137H44V136H42V138H43ZM127 137H128V136H127ZM127 137H126V139H127ZM101 138H102V137H101ZM101 138H100V139H101ZM116 138H117V137H116ZM116 138H115V139H116ZM155 138H156V137H155ZM164 138H165V137H164ZM253 138H254V137H253ZM260 138H261V137H260ZM100 139H99V140H100ZM103 139H104V138H103ZM109 139H110V138H109ZM109 139H108V140H109ZM117 139H118V138H117ZM131 139H132V138H131ZM148 139H149V138H148ZM165 139H166V138H165ZM112 140L114 141V139H112ZM118 140H121V138L118 139ZM128 140H129V139H128ZM155 140H156V139H155ZM33 141H34V140H33ZM47 141H48V140H47ZM53 141H54V140H53ZM56 141H57V140H56ZM106 141H107V140H106ZM131 141H132V140H131ZM145 141H146V140H145ZM159 141H160V140H159ZM189 141H190V140H189ZM233 141H235V140H233ZM10 142H11V141H10ZM40 142H41V141H40ZM116 142H118V141H116ZM116 142H115V143H116ZM148 142H151V141H148ZM166 142H167V141H166ZM171 142H172V141H171ZM179 142H180V141H179ZM191 142H192V141H191ZM35 143H36V141H35ZM35 143L33 142L32 145H34ZM50 143H51V142H50ZM115 143H113V144H115ZM118 143H120V142H118ZM121 143H123V142H121ZM205 143H206V142H205ZM215 143H216V142H215ZM221 143H222V142H221ZM237 143H238V142H237ZM23 144H24V143H23ZM23 144H22V145H23ZM41 144H42V145H41V148L44 147L43 143H41ZM45 144H47V143H45ZM51 144H52V143H51ZM103 144L105 145L104 142H103ZM123 144H124V143H123ZM125 144H126V143H125ZM125 144H124V145H125ZM130 144H131V143H130ZM192 144H193V143H192ZM233 144H234V143H233ZM26 145H27V144H26ZM26 145H24V146H26ZM36 145H37V144H36ZM48 145H49V144H48ZM53 145H54V144H53ZM107 145H108V143H107ZM107 145H105L107 148L111 147V146H109L110 144L108 145L109 147H108ZM124 145H122V146H124ZM137 145H138V144H137ZM220 145H221V144H220ZM20 146H21V145H20ZM28 146H29V145H28ZM34 146H35V145H34ZM39 146H40V144H39ZM39 146H36V147L38 148ZM58 146H59V145H58ZM126 146H127V144H126ZM135 146H136V145H135ZM209 146H210V145H209ZM212 146H213V144H212ZM235 146H236V145H235ZM21 147H22V146H21ZM48 147H49V146H48ZM155 147H156V146H155ZM202 147H203V146H202ZM202 147H201L200 149H202ZM220 147H221V146H220ZM3 148H5V147H3ZM34 148H35V147H34ZM45 148H46V147H45ZM45 148H44V149H45ZM101 148H102V147H101ZM123 148H124V147H123ZM123 148H122V149H123ZM137 148H138V147H137ZM21 149H23V148H21ZM21 149H20V151H21ZM29 149H30V148H29ZM39 149H40V147H39ZM113 149H114V148H112V150H113ZM118 149H119V148H118ZM174 149H175V148H174ZM197 149H198V148H197ZM200 149H199V150H200ZM203 149H204V151H205L207 148L205 149V147H204ZM8 150H9V149H8ZM30 150H31V149H30ZM32 150H33V149H32ZM107 150H108V149H107ZM109 150L112 151L111 149H109ZM158 150H159V149H158ZM160 150H161V149H160ZM208 150H209V149H208ZM229 150H230V149H229ZM13 151H15V150H13ZM17 151H18V149H17ZM22 151H23V152H22ZM22 151H21V153H20V152H19V153H20L21 155H26V156H24V157H22V158H25V157L30 158V159H31L30 162H31L32 164L35 163L34 160H33V159H34L33 156H31L29 152H27V153L25 154L26 151H24V150H22ZM39 151H40V150H39ZM39 151H38V152H39ZM101 151H102V150H101ZM113 151H116V152H117L116 147H115V150H113ZM220 151H221V150H220ZM220 151H219V152H220ZM233 151H234V150H233ZM4 152H6V151H3V153H4ZM10 152H11V150H10ZM36 152H37V151H36ZM41 152L44 153V150L41 149ZM126 152H127V151H126ZM194 152H195V151H194ZM244 152H245V151H244ZM19 153H17V154H19ZM22 153H23V154H22ZM45 153H46V152H45ZM45 153H44V154H45ZM113 153H115V152H113ZM199 153H200V152H199ZM205 153H206V152H205ZM205 153H203L202 155H204ZM245 153H248L247 150H246ZM8 154H10V153H8ZM8 154H5V153H4L3 156L6 155V156H8L7 158L13 156V155L11 156V155H8ZM100 154H102V153H100ZM103 154H105V153H103ZM211 154H212V153H211ZM243 154H244V153H243ZM248 154H249V153H248ZM35 155H36V154H35ZM93 155H95V154H93ZM98 155H99V154H98ZM98 155H97V156H98ZM106 155L108 156V155H112V154H106ZM106 155H104V157H105ZM123 155H125V154H123ZM126 155H128V154H126ZM126 155H125V156H126ZM206 155H207V154H206ZM3 156H2V157H3ZM17 156H18V155H17ZM17 156L15 155V157H17ZM36 156H37V155H36ZM39 156H40V155H39ZM85 156H86V155H85ZM97 156L94 157V158H97ZM101 156H102V155H101ZM112 156H114V155H112ZM129 156H130V154H129ZM137 156H138V155H137ZM137 156H136V157H137ZM207 156H208V155H207ZM207 156H206V157H207ZM214 156H215V155H214ZM2 157H1V158H2ZM13 157H14V156H13ZM87 157H88V155H87ZM121 157H122V156H121ZM17 158L19 159V162H20V159H21V158H19V157H17ZM32 158H33V159H32ZM83 158H84V157H83ZM83 158H82V159H83ZM132 158H133V157H132ZM134 158H135V157H134ZM223 158H224V157H223ZM223 158H222V160H223ZM9 159H11V158H9ZM18 159H17V160H18ZM82 159L80 160V162L82 161ZM86 159H88V158H86ZM86 159H85V161H87ZM102 159H103V158H102ZM112 159H113V158H112ZM211 159H212V156H211ZM214 159H215V158H214ZM218 159H219V158H218ZM218 159H217V160H218ZM3 160L5 161L4 158H3ZM12 160H14V159H12ZM17 160H16V158H15V161H17ZM21 160H22V159H21ZM98 160H100L99 156H98ZM6 161H7V160H6ZM9 161H10V160H9ZM22 161H23V160H22ZM85 161H83V162H85ZM107 161H108V160H107ZM125 161H126V160H125ZM204 161H205V160H204ZM204 161H203V162H204ZM215 161H216V160H215ZM223 161H224V160H223ZM19 162H16V163H18V165H19V164H20ZM88 162H89V159H88ZM100 162H101V160H100ZM206 162H207V161H205V163H206ZM211 162H212V161H211ZM211 162H209V164H210ZM28 163H29V161H28ZM62 163H63V162H62ZM109 163H111V162L109 161ZM205 163H204V164H205ZM12 164H13V163H12ZM14 164H15V162H14ZM21 164H22V163H21ZM25 164H27V162H25L24 165H25ZM36 164H37V163H36ZM82 164H83V166H85L84 163H82ZM85 164H86V162H85ZM118 164H120V163H118ZM189 164H190V163H189ZM206 164H207V163H206ZM216 164H217V162L215 163V165H216ZM261 164H262V163H261ZM1 165H2V164H1ZM24 165H23V166H24ZM33 165H34V164H33ZM101 165H102V163H101ZM138 165H139V164H138ZM212 165H214V164H212ZM20 166H21V165H20ZM52 166H54V165H52ZM60 166H63V165L61 164ZM95 166H96V165H95ZM4 167H8V166H3V167H1V168L4 169ZM9 167H12V168H13V166H9ZM16 167H17V169L19 168V167L17 166V164H16L15 168H16ZM58 167H59V165H58ZM110 167H111V166H110ZM207 167H208V168L210 167V168H211V171H212V169L214 168L213 166H210V165H208ZM215 167H216V166H215ZM263 167H264V166H263ZM47 168H48V166H47ZM50 168L52 169V167H50ZM50 168H49V169H50ZM54 168H55V167H54ZM79 168H80V167H79ZM107 168H108V167H107ZM113 168H114V167H113ZM140 168H141V166H140ZM140 168H139V169H140ZM221 168H222V167H221ZM221 168H220V169H221ZM17 169H16V170H17ZM22 169H23V168H22ZM87 169H89V168H87ZM118 169H119V168H118ZM139 169H138V170H139ZM142 169H143V168H142ZM142 169H141V170H142ZM214 169H215V168H214ZM214 169H213V171H214ZM216 169H218V168L216 167ZM12 170H13V169H12ZM89 170H90V169H89ZM136 170H137V169H136ZM205 170H206V169H205ZM260 170H261V169H260ZM9 171H11V170H9ZM13 171H15V170H13ZM17 171H18V170H17ZM53 171H54V170H53ZM118 171H119V170H118ZM130 171H131V170H130ZM72 172H73V171H72ZM76 172H77V171H76ZM76 172H74V173H76ZM126 172H127V171H126ZM126 172H125V173H126ZM132 172H133V171H132ZM0 173H2V172H0ZM74 173H73V174H74ZM122 173H123V172H122ZM218 173H219V172H218ZM231 175H232V174H231ZM3 176H5V175H3ZM14 176H15V175H14ZM16 176H17V175H16ZM61 176H62V175H61ZM115 176H116V175H115ZM198 176H199V175H198ZM232 176H233V175H232ZM5 177H7V176H5ZM11 177H13V176H11ZM17 177H19V176H17ZM63 177H64V176H63ZM66 177H67V176H66ZM104 177H105V176H104ZM119 177H120V175H119ZM230 177H231V176H230ZM72 178H73V177H72ZM112 178H113V177H112ZM114 178H115V177H114ZM116 178H117V176H116ZM116 178H115V180H116ZM122 178H123V177H122ZM65 179H66V178H65ZM5 181H7V180H5ZM42 181H43V180H42ZM45 181H46V180H45ZM61 181H63V179H62ZM136 181H137V180H136ZM0 182H2V181H0ZM17 182H18V180L16 181V184H18ZM34 182H35V181H34ZM48 182H49V181H48ZM64 182H65V180H64ZM9 183H10V182H9ZM20 183H21V182H19V186L22 184V183H21V184H20ZM26 183H27V182H25V184H22V187L25 188V189H27V187H28V185H27L28 183H27V184H26ZM57 183H58V182H57ZM119 183H120V182H119ZM2 184H3V182H2ZM4 184L6 185V183H4ZM4 184H3V185H4ZM10 184H11V183H10ZM14 184H15V183H14ZM14 184H13V185H14ZM31 184H33V182H31ZM34 184L36 185L37 183H34ZM38 184H39V182H38ZM48 184H49V183H48ZM55 184H56V183H55ZM23 185H24V186L27 185V187H24ZM45 185H46V184H45ZM56 185H57V184H56ZM60 185H61V184L59 183V185H57V186H60ZM122 185H125V184H122ZM122 185H121V187H124V186H122ZM8 186L10 187V186H12V185L7 184V188H8ZM41 186H42V185L40 184V187H41ZM46 186H47V185H46ZM57 186H55V187H57ZM126 186H127V185H126ZM3 187H4V186H3ZM33 187H34V186H33ZM43 187H44V186H42V188H43ZM52 187H53V186H52ZM52 187H51V190H52ZM117 187H118V186H117ZM131 187H132V186H131ZM140 187H141V186H140ZM12 188H13V187H12ZM20 188H21V186H20ZM30 188H31V187H30ZM34 188H35V187H34ZM47 188H48V187H47ZM61 188H62V187H61ZM133 188H134V187H133ZM136 188H137V186H136ZM242 188H243V186H242ZM43 189H44V188H43ZM43 189H42V192H43ZM49 189H50V187H49ZM74 189H75V188H74ZM125 189H126V188H125ZM3 190H4V189H3ZM7 190H8V189H7ZM22 190H24V189H22ZM71 190H72V189H71ZM0 191H2V189H1ZM109 191H110V190H109ZM122 191H123V189H122ZM131 191H132V190H131ZM142 191H143V190H142ZM3 192H4V191H3ZM42 192H41V194H42ZM74 192H75V191H74ZM127 192H129V191H127ZM138 192H139V191H138ZM0 193H2V192H0ZM7 193H8V192H7ZM9 193H10V194H14L13 192L11 193L10 191H9ZM53 193H54V192H53ZM65 193H66V192H65ZM118 193H120V192H118ZM118 193H117V194H118ZM121 193H123V192H121ZM124 193H125V192H124ZM130 193H131V192H130ZM135 193H136V192H135ZM45 194H46V193H44L43 195H45ZM110 194H111V193H110ZM117 194H116V196H117ZM126 194H127V193H126ZM3 195H4V194H3ZM23 195H26V194H23ZM51 195H52V193H51ZM59 195H62V194H58V196H59ZM4 196L6 197V195H4ZM36 196H37V194H36ZM53 196H55V195L53 194ZM62 196H63V195H62ZM67 196H68V194L66 195V197H67ZM72 196H73V195H72ZM74 196H75V195H74ZM116 196H114V197H116ZM127 196H128V194H127ZM8 197L10 198V196H8ZM16 197H17V196H16ZM110 197H113V196H110ZM227 197H228V195H227ZM231 197H232V196H231ZM12 198H13V197H12ZM233 198H234V197H233ZM18 199H20V198H18ZM58 199H59V198H58ZM64 199H66V198H65V195H64ZM136 199H137V198H136ZM234 199H235V198H234ZM237 199H238V198H237ZM5 200H7V199H5ZM8 200H10V199H8ZM11 200H12V199H11ZM225 200L227 201L228 199H225ZM229 200H230V199H229ZM232 200H233V199H232ZM235 200H236V199H235ZM235 200H234V201H235ZM41 201H42V199H41ZM56 201H57V200H56ZM64 201H65V200H64ZM66 201H68V200H66ZM222 201H223V200H222ZM236 201H239V200H236ZM5 202H6V201H5ZM15 202H16V201H15ZM62 202H63V201H62ZM230 202H233V201H230ZM64 203H65V202H64ZM236 203H237V202H236ZM17 204H18V203H17ZM221 204H223V203H221ZM221 204H220V206H221ZM229 204H231V203H229ZM238 204H239V202H238ZM22 205H23V204H22ZM41 205H42V204H41ZM64 205H65V204H64ZM64 205H63V206H64ZM223 205H224V204H223ZM231 205H232V204H231ZM231 205H228V206H231ZM239 205H240V204H239ZM0 206H1V205H0ZM218 206H219V205H218ZM224 206L226 207V205H224ZM224 206H222V207L224 208V209L222 208V210L225 211L226 209L229 208V211H231L230 209H231L232 206H231V207H228V206H227L226 209H225ZM7 207H10V206H7ZM7 207H5V208H7ZM25 207H26V206H25ZM25 207H23V208H25ZM44 207H45V206H44ZM64 207H65V206H64ZM0 208H1L0 210H2V213H4L3 211H6V210L3 208V206H1ZM35 208H37V207H35ZM38 208H40V207L38 206ZM220 208H221V207H220ZM233 208H234L233 211H235V210H236L235 207H233ZM7 209H8V208H7ZM26 209H27V208H26ZM26 209H25V210H26ZM31 210H32V209H31ZM44 210H45V209H44ZM46 210H47V209H46ZM49 210H50V208H49ZM222 210H221V211H222ZM241 210H242V209H241ZM20 211H21V210H20ZM23 211H24V209H23ZM23 211H21V212H23ZM26 211H29V210H26ZM32 211H33V210H32ZM216 211H217V210H216ZM226 211H228V210H226ZM226 211H225V212H226ZM49 212H50V211H49ZM235 212H236V211H235ZM240 212H241V211H240ZM2 213H0V214H2ZM31 213H32V212H31ZM221 213H223V212H221ZM221 213H220V214H221ZM17 214H20V213H17ZM223 214H224V213H223ZM29 215H30V214H29ZM37 215H38V214H37ZM37 215H36V216H37ZM41 215H42V213H41ZM41 215H40V216H41ZM43 215H45V214H43ZM216 215H217V214H216ZM237 215H238V213H237ZM241 215H242V214H241ZM1 216H2V215H1ZM219 216H220V215H219ZM221 216H222V214H221ZM27 217H28V216H27ZM42 217H43V216H42ZM42 217H41V218H42ZM222 217L227 218L226 215H225V216H222ZM31 218H32V217H31ZM31 218H30V219H31ZM43 219H44V218H43ZM222 219H223V218H222ZM222 219H220V221H221ZM237 219H239V218H237ZM1 220H3V219H1ZM24 220H25V219H24ZM208 221H209V220H208ZM225 221H226V219L224 220V222H225ZM0 222H1V221H0ZM28 222H29V221H28ZM36 222H38V221H36ZM40 222H41V221H40ZM234 222H235V221H234ZM237 222H238V221H236V223H237ZM41 223H42V222H41ZM217 223H219V222H217ZM217 223H216V224H217ZM227 223L230 224V222H227ZM19 224H20V223H19ZM42 224H43V223H42ZM219 224H221V223H219ZM17 225H18V224H17ZM30 225H31V224H30ZM34 225H35V224H34ZM71 225H72V224H71ZM73 225H74V224H73ZM212 225H213V223H212ZM231 225H232V224H231ZM231 225H230V226H231ZM18 226H19V225H18ZM36 226H37V225H36ZM210 226H211V225H210ZM215 226H216V225H215ZM225 226H226V225H225ZM5 227H7V226H5ZM16 227H17V226H16ZM29 227H30V226H29ZM40 227H42V226H40ZM218 227H219V226H218ZM221 227H223V226L221 225ZM221 227H220V229H217V228H216V230H218V232L216 231V233H217V237H218V235H222L223 232H224V229H222ZM227 227H228V226H227ZM227 227H226V228H227ZM9 228H10V227H9ZM23 228H25V227H23ZM37 228H38V227H37ZM231 228H232V227H231ZM5 229H6V228H5ZM53 229H54V228H53ZM63 229H64V228H63ZM3 230H4V229H3ZM23 230H24V229H23ZM33 230H34V229H33ZM226 230H227V229H226ZM230 230H231V229H230ZM5 231H6V230H5ZM5 231H3V232H5ZM43 231H44V230H43ZM57 231H58V230H57ZM68 231H70V230H68ZM68 231H67V232H68ZM231 231H233V230H231ZM7 232H8V231H7ZM33 232H34V231H33ZM15 233H16V231H15ZM44 233H45V232H44ZM70 233H71V232H70ZM70 233L68 232V234H70ZM211 233H212V232H211ZM225 233H226V232H225ZM232 233H233V232H232ZM41 234H42V231H41ZM202 234H204V233H202ZM209 234H210V232H209ZM6 235H7V234H6ZM37 235H38V234H37ZM39 235H40V234H39ZM76 235H77V234H76ZM118 235H119V234H118ZM215 235H216V234H215ZM2 236H4V235H2ZM14 236H15V235H14ZM64 236H65V235H64ZM207 236H209V235H207ZM8 237H9V236H8ZM115 237H116V236H115ZM120 237H121V236H120ZM125 237H126V236H125ZM125 237H124V238H125ZM205 237H206V236H205ZM211 237H212V235H211ZM211 237H210V238H211ZM12 238H13V236H12ZM32 238H33V237H32ZM32 238H30V239L32 240ZM200 238H201V237H200ZM210 238H209V239H210ZM202 239H206V238H202ZM211 239L213 240V238H211ZM216 239H217V238H216ZM223 239H224V238H223ZM13 240H14V239H13ZM52 240H53V239H52ZM55 240H56V239H55ZM116 240H117V237H116ZM118 240L120 241V244H121L122 239H119V238H118ZM140 240H141V239H140ZM207 240H208V238H207ZM212 240H211V241H212ZM220 240H221V239H220ZM28 241H29V238H28ZM36 241H37V240H36ZM70 241H71V240H69V242H70ZM107 241H108V240H107ZM111 241H113V240L111 239ZM114 241H115V240H114ZM114 241H113V242H114ZM119 241H118V242H119ZM7 242H9V239H8V238H7ZM7 242H6V245H7ZM32 242H33V241H31V243H32ZM34 242H35V241H34ZM116 242H117V241H116ZM235 242H237V240H236ZM31 243H28V244L31 245ZM36 243H37V242H36ZM239 243H240V242H239ZM9 244H10V242H9L8 245H7L8 247H9ZM34 244H35V243H34ZM34 244H33V246H34ZM218 244H219V243H218ZM218 244H217V245H218ZM0 245H1V244H0ZM15 245H16V244H15ZM19 245H20V246H21V245L23 246V244H20V243H19ZM131 245H132V244H131ZM224 245H226V244H224ZM227 245H229V244H227ZM16 246H17V245H16ZM36 246H37V245H36ZM111 246H115V245H111ZM111 246H110V247H111ZM218 246H219V245H218ZM220 246H223V245H220ZM220 246H219V247H220ZM24 247H25V246H24ZM24 247H22V248H24ZM26 247H28V246H26ZM31 247H32V246H31ZM116 247H117V245H116ZM19 248H20V247H19ZM32 248H33V247H32ZM114 248H115V247H114ZM114 248L112 247V249H114ZM121 248H122V247H121ZM144 248H145V247H144ZM144 248H143L142 253L144 252ZM220 248H221V247H220ZM3 249H7V250H9V249L6 248V247H4ZM16 249H17V248H16ZM27 249H29V248H27ZM33 249H34V248H33ZM33 249H30L31 252L33 251ZM53 249H54V248H53ZM53 249H52V250H53ZM140 249H142V248H140ZM11 250H12V249H11ZM30 250H29V251H30ZM52 250L50 249V251H52ZM109 250H111V248H110ZM146 250H147V249H146ZM14 251H15V250H14ZM17 251L20 252V250H17ZM23 251H24V249H23ZM36 251H37V250H36ZM46 251H47V250H46ZM151 251H153V250L150 249L149 252H151ZM3 252H4V251H3ZM15 252H16V251H15ZM15 252H13V253H15ZM31 252H30V253H31ZM33 252H34V251H33ZM5 253H6V250H5ZM16 253H17V252H16ZM30 253L28 254V257H29V255H30ZM46 253H47V252H46ZM151 253H152V252H151ZM6 254H7V253H6ZM36 254H37V253H36ZM67 254H68V253H67ZM143 254H144V253H143ZM146 254H147V253H146ZM154 254H155V253H154ZM40 255H41V253H40ZM125 255H126V253H125ZM144 255H145V254H144ZM148 255H149V254H148ZM157 255H158V254H157ZM5 256H6V255H5ZM18 256H19V255H18ZM32 256H33V255H32ZM47 256H48V255H47ZM49 256H50V255H49ZM140 256H141V255H140ZM145 256H146V255H145ZM40 257H42V255H41ZM44 257H45V256H44ZM57 257H58V254H57ZM67 257H69V255H68ZM148 257H149V256H148ZM161 257H162V256H161ZM4 258H5V257H4ZM9 258H10V256H9ZM16 258H17V257H16ZM18 258H19V257H18ZM31 258H32V261H33V257H31ZM36 258H37V257H36ZM46 258H48V257H46ZM49 258H50V257H49ZM51 258H52V257H51ZM54 258H55V257H54ZM60 258H61V257H60ZM123 258H124V256H123ZM133 258H134V257H133ZM138 258L140 259V257H138ZM142 258H143V256H142ZM162 258H163V257H162ZM10 259H11V258H10ZM12 259H13V258H12ZM37 259H38V261H39L40 258H37ZM61 259H62V258H61ZM61 259H60V260H61ZM83 259H84V258H83ZM1 260H2V259H1ZM4 260H6V259H4ZM15 260H16V259H15ZM18 260H19L20 262H23V260H22V261H21L20 259H18ZM29 260H30V259H29ZM29 260H28V262H29ZM40 260H41V259H40ZM42 260L45 261L46 259L43 258ZM47 260H48V259H47ZM50 260H51V259H50ZM16 261H17V260H16ZM38 261H37V263H38ZM51 261H52V260H51ZM81 261H82V260H81ZM127 261H130V260H127ZM131 261H132V260H131ZM17 262H18V261H17ZM41 262H42V261H41ZM49 262H50V261H49ZM57 262H58V261H57ZM72 262H73V261H72ZM110 262H111V261H109L108 264H109ZM139 262H140V261H139ZM142 262H144V261H142ZM153 262H154V261H153ZM8 263H9V262H8ZM30 263H33V262H29V264H30ZM43 263H44V262H43ZM58 263H59V262H58ZM123 263H124V262H123ZM126 263H127V262H126ZM128 263H131V262H128ZM9 264H10V263H9ZM13 264H14V263H13ZM27 264H28V263H27ZM44 264H46V263H44ZM74 264H75V262H74ZM104 264H105V263H104ZM133 264H134V263H133ZM137 264H138V263H137ZM161 264H162V262H161Z\"/></svg>", "mask_w": 264, "mask_h": 264}, {"label": "snow or ice", "instance_id": "3", "mask_svg": "<svg viewBox=\"0 0 264 264\" xmlns=\"http://www.w3.org/2000/svg\"><path fill=\"white\" fill-rule=\"evenodd\" d=\"M4 13L0 12V31H3V26H4V20H3ZM43 27V25H41Z\"/></svg>", "mask_w": 264, "mask_h": 264}]
</instances>
